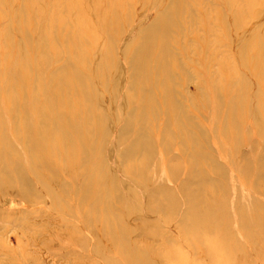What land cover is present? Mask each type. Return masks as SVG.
Listing matches in <instances>:
<instances>
[{
	"label": "bare ground",
	"instance_id": "6f19581e",
	"mask_svg": "<svg viewBox=\"0 0 264 264\" xmlns=\"http://www.w3.org/2000/svg\"><path fill=\"white\" fill-rule=\"evenodd\" d=\"M89 1L68 0L67 8L84 7L72 23L48 8L50 0H0V189L9 198L0 201L26 211L42 200L35 204L39 215L73 228L59 239L76 247L53 246L52 254L77 256L79 264L90 258L95 264L160 262L148 242L156 225L144 221L157 203L179 210V238L203 244L205 257L253 264L264 252L253 253L264 242V12L254 10V25L243 31L234 26L233 10L217 19L235 48L234 63H218L212 79L211 62L198 58L200 102L184 109L173 89L177 65L170 47L171 33L182 28L180 7H156L143 29L136 22L148 10L136 14L138 8L123 9L125 0H97L103 7L91 14ZM184 1L175 2L187 13ZM128 31L135 36L119 43ZM61 40L65 46L58 48ZM116 44L130 69L117 110L123 77ZM244 81L258 85L254 106ZM190 110L205 112L197 116L202 125L192 123Z\"/></svg>",
	"mask_w": 264,
	"mask_h": 264
},
{
	"label": "rangeland",
	"instance_id": "374dc122",
	"mask_svg": "<svg viewBox=\"0 0 264 264\" xmlns=\"http://www.w3.org/2000/svg\"><path fill=\"white\" fill-rule=\"evenodd\" d=\"M125 1H123L122 3L124 4L123 9H129V6H130L131 13H134L135 10H137V8L140 11L137 12L136 14H140V12H147L148 10L147 12L148 14L143 13V15L141 16H144V18L138 17L137 22H136L138 23V27L141 26L143 29L147 27L146 24L149 25L151 20H153L156 14L155 11H157L159 7L160 8L161 7L163 8L164 7H168V8H179L180 7L179 10H180L181 15H178L177 17L179 18L177 19H179V21L181 22L179 23V27L182 26V28H179V31L177 33L176 32L171 33V35L172 34L174 35H172L173 43H171L170 47L172 46L173 48V49L171 48V52L173 56L176 58V65H177V67H175L177 69V74L175 77V81L173 83V89L177 93L176 95L177 101L180 102L181 108H184V109L187 108V105L189 104L190 101L200 102V101H197L198 92L200 88L199 78L196 75V71L198 68L197 67L198 58L205 59L208 62H211L208 65L207 71L212 79L216 78L217 73L219 71L218 63H222L227 66H230L232 65V63H234L233 50L235 48L229 45L228 37L230 38V36H228L226 33H224L221 30V28L218 27V25L216 24L217 19L220 18L221 15H223L225 12H226V15L230 16L233 10L234 14L231 16H233V20H235L234 26L236 29L240 27L239 29L243 31L245 29L251 28L254 25L255 19H254V16L252 15L254 13V10L260 11L262 9L261 11L264 12V9H263L264 0H252V1L251 0H231L228 3L224 2L223 0H185L184 5L185 7L188 6L187 8L189 9L187 13L183 12V2H180V3L177 2L176 4L175 1L177 0H172V1L171 0L170 1L169 0L167 1L165 0H147V1L144 0L145 2L143 0H125ZM141 1L143 2L141 3ZM155 1L157 2L154 3ZM50 2L48 3V8H54L55 11H57L60 15L66 17L72 23H77L80 21V17H81L80 12L83 11L82 9L84 7L81 8L79 6H74V7L68 6L67 8L66 4L68 3V0H53L51 3ZM144 3L148 4V6L152 5L151 8H153L154 10L151 9L150 7L149 8L151 10L149 8L145 10V7L147 5H145ZM131 4L134 6V8ZM141 4L143 5V7L140 6ZM110 6H113V5H110ZM224 6H228V10L225 9L226 7L224 8ZM102 7L103 6L99 1L96 0L92 2L90 0L89 5L87 7V11L88 13L91 12L92 14L93 11L94 12L100 11ZM238 12L240 13L239 16H238ZM144 14H147V16ZM238 22L241 24H238ZM48 28H49L48 26L44 27V29L46 30ZM130 32L134 33L132 30ZM130 32L129 31L128 33L126 32L127 34L123 32L122 37H120V39L121 38L122 39L119 40L120 41L119 43H124L125 40H128L129 38H133L135 36V35H132V33ZM63 42L64 41L62 40L61 42H59L58 48H60L61 46L63 47V45L65 46V42L64 44ZM238 46H240V44ZM113 48L115 51V57H117L118 55L116 59H117V63L118 62L119 63L117 64L116 67L117 68L119 67L120 69H122V71L124 70L123 75H122V71H120L121 72L120 76L123 77V79L120 78L122 81V83L120 81L121 89H119V92L116 97L117 102H115V107L117 110L120 104L119 101L120 99L123 98L122 97L123 95H120V94H122V91L125 89V87H127V84H129L127 82L129 81L128 78L130 76H127V75L130 74L129 73L130 69L129 68H128L129 70L127 69L128 64L126 65V60H123L125 58H123L122 54L118 52L119 51L118 44H116V46H114ZM118 59L120 61H118ZM116 67H113V69L116 70ZM175 68L174 70L176 71ZM226 70H228V67L227 68L224 67L225 72ZM126 71H128V73H126ZM231 79L232 81L236 80L235 76L234 77L231 76ZM106 81H107L106 90H108L109 89L108 85H110V81L108 79ZM125 81H126V86H125ZM246 83H248L246 85L247 92L250 93V95L252 96L251 97L249 95L250 104L251 103L253 104V102L255 103L256 101V92L254 91H257L258 85L256 82H255L256 84L255 83L253 84L252 81L250 82L247 81ZM249 85H250V88L248 87ZM253 85L255 86L254 90H253ZM251 88H252V91H251ZM69 97L72 100L74 98L71 95H69ZM222 101H223V97H222ZM189 109H191V107H189ZM190 113H191V110H190ZM190 115L193 118L192 123L194 121L195 124L196 123L197 124L200 123L199 125L203 124L201 119L197 118V116L198 115L204 116L205 112L204 114L202 113L201 115L200 114L197 115L195 112H193V114L191 113ZM193 116L197 118L198 122L196 121V118H194ZM108 117H110V115H108ZM120 126H121V123H116L114 125L115 128H112V129L116 130V128L117 127L119 128ZM114 139L115 138H113V136L109 137L108 139L109 141L107 140L105 146L109 147L112 144H114V141H115ZM109 142L112 144L110 145ZM240 152H241L240 150H236L234 151V155L235 154L239 155ZM219 162H220V165H223L224 159H219ZM235 178L239 182V180H243V175L237 171ZM173 187L174 186H172V188ZM171 191L175 192V189L173 188V190L171 189ZM217 194L222 195L223 193L217 192ZM4 196H7V194L5 193V190L2 191L0 189V200H2ZM7 199H9L8 196H7ZM186 199L187 197L183 196V202H185ZM36 202L41 203L42 200L41 201L36 200ZM36 202L31 203L30 204L31 207L25 206L27 210L23 211L21 209V206L13 207V205L10 204L11 202L9 200L8 202H5V203L0 201V264H79L77 263L79 261V259L77 260L76 258L77 256L72 255L71 257L64 259V258L54 256V254H52L53 249H54L53 246L56 247L57 245H59L61 247H65L66 245H68L69 247L71 246L72 248L76 247V246H73L74 243L72 242H64V240L59 239V237L62 236L63 233L67 231L70 232L73 230V228L71 227L72 225L70 227H64L58 224L54 216L39 215L37 213V211H39V207L37 205L35 206ZM161 206H163L161 203H157L155 206L154 212H152L151 215L149 214V215H146L147 217L146 216L144 217L145 218L144 221L147 220V223L149 222L151 223V225H156L155 230L153 228L148 229V230L154 231L155 233H158L157 235H154L152 238L149 239L151 240V242L148 241L151 244L150 248H151V251H153L152 255H157L155 260L159 259V260H156V263L157 261H160L157 264H218V261H216L215 259H210L203 255L204 254L203 244H200V242H197V241H193L186 236H182V238L181 237L179 238V234H180L179 231H181V227L183 225L180 221L179 210L177 211L174 209H169L166 207L164 208ZM259 212L262 214V216L264 215L263 209ZM169 213H173L174 215V218L172 219V221L168 220V221L161 222L160 220L162 219V217L166 216ZM66 219L69 222H71L70 218L66 217ZM76 222L75 220H73L72 223L76 225ZM77 229L82 230L80 228H77ZM253 229H254L253 226L249 227V230H253ZM160 233L165 234V235L161 236ZM176 237L178 238L177 240H179L178 242L176 241V239L172 240L173 238H176ZM161 238L163 239L161 240ZM50 239H54L57 241V243L58 242L59 243L51 245ZM158 241H160V243ZM169 241L172 243V246L169 243ZM162 242H166L167 245L165 244V247H164V244H162ZM60 243H64V244L61 245ZM137 244H138L137 245L138 248L139 247L142 248L141 243H137ZM77 245L80 246L79 243H77ZM253 250H254L253 252L254 254L257 252H261V250L263 251L264 250L263 240L260 241L259 239V241L255 245ZM109 251L111 252L113 251L112 253L109 254V255L112 254L111 257L113 258L115 254L114 248L110 249ZM263 255H264V252H262L259 257L255 258L252 261L253 264H264V260L262 259ZM149 256L151 257V255ZM90 260L91 261L84 263V264H91L93 263V261H94V264L99 262L95 258H90Z\"/></svg>",
	"mask_w": 264,
	"mask_h": 264
}]
</instances>
